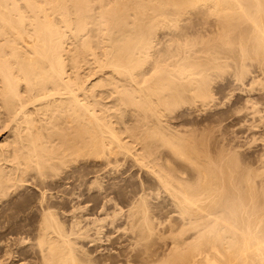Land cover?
Masks as SVG:
<instances>
[{"label": "bare ground", "instance_id": "6f19581e", "mask_svg": "<svg viewBox=\"0 0 264 264\" xmlns=\"http://www.w3.org/2000/svg\"><path fill=\"white\" fill-rule=\"evenodd\" d=\"M159 35H162V40L166 37L168 38L167 40L161 41ZM173 41L176 42L177 45V48L173 47V51L174 49H183L186 51L185 49L188 50L190 49L189 47H195L196 45L202 46L203 50L206 52L210 51L209 54L211 51L214 50V52H216L218 48L223 47L225 49L239 47L241 50H245L244 52L248 49L254 52V55H257L261 62L263 61L264 63V0H0V114L5 116L6 121L16 125L15 128L18 127L20 129V126L24 124L22 129H16L18 130V134L15 135L17 138L14 136V139L16 138L17 140H13V143L11 142V147H13L11 156L14 161L10 168L12 174H7L5 172L3 174V170L0 168V217L2 219L0 221H3V225L0 223V246H2L4 242L7 243V239H9L11 244H5V246H7V248L8 246L10 247L14 244L12 236L22 233L28 234L30 232L32 236L28 235L33 238L32 242L34 241L33 244L31 243L30 247H27L29 248L28 250L33 253V255L30 254L33 256L32 260H28V258L25 259L24 257L20 258L18 261L13 260V256L16 254L25 255L27 249H23V247L19 249V245H17L18 249L15 251H19L17 253L15 252L16 254L14 251L12 252L13 248H11V250L8 248L5 249L3 253L1 252L0 264H14L20 261H25L24 264L94 263L92 260L90 263L88 261L89 257L87 258L86 255L85 257L88 260L82 256L83 254H79L73 246L74 244L71 243L72 239L70 240V238H68L70 236H66L67 234L72 235L71 231H69L67 227H61V225L65 223L62 221L63 217L61 219L63 224L61 221L59 222L58 218L64 214L61 213L59 217L57 216L58 210H60L61 207L58 205L60 209L56 208L57 202L54 203L56 200H53V197H55L52 194L53 190H51L50 187V190L45 188V185L48 184L49 186L47 178L49 177L48 174L54 171L52 168L58 169L59 167L57 166H59V163L63 162L66 158H72L69 161H75L79 156V159H81V156H84V154H90V157L91 154H94L96 157L108 160L112 155L116 158L117 154H126L128 152L129 148L127 149V146L122 143L123 139L119 136L122 132L121 129H119L121 132L118 133L119 131H116V126L111 122L114 120L115 124V122L118 121L116 118L118 115L115 117L117 120L113 119L114 115L113 117L111 116V121L109 120L111 118L108 119L103 115V113L106 112L104 111L105 107H108L107 104H103L100 100L104 99L102 96L104 93L107 94H105V98L116 95V97L113 96L116 98L114 99L116 100L115 103L117 102L115 106L123 107V111L131 107L132 110H136L137 115H140V113L144 111L147 112V114H149L148 117L147 115L146 117L143 115L145 120L149 118V116L150 118H155V123L158 125L155 126V124H153L154 122L151 124L156 128H154V126H152L153 128L149 127L148 125L150 123L148 121H146L148 125L142 123V118L140 120V117L135 122L136 127L142 129L144 140L147 138L153 139L152 142L145 145L146 152L149 155L153 154L152 152L155 151L154 147L152 148L154 150L152 152L150 151L151 145L166 150L165 158L164 153H162L163 155L160 154V157L163 156L161 159L164 158L163 161L165 162H161L163 165L158 167L157 165L159 163H157L156 167L158 173L156 170L153 172L154 174H158H156V176L158 181L161 182L165 188L163 190H166L167 193L170 194L171 197L169 198L173 199L179 211V217H176L178 220L174 217L176 221L175 224L167 222L168 226L170 224L169 231L166 230L167 232L165 231L166 234L164 232V236L169 232V239H167L169 242L167 245L165 244L166 242H164V244L160 242L162 245L167 246H165V250L163 248L164 246L161 248V246H159L161 244H157L160 249L164 250L162 255H159L160 251L158 252V250L154 249L158 252L157 254V252L152 249L154 245L151 243L150 245H153L150 246L152 250L149 246L145 248L144 252L140 250L144 254L143 257L139 255L140 258L137 259L136 256L138 255L136 254L140 251H138L139 249H135L138 251L137 253H135V250V252L133 251L135 254V256H133L137 259H135L137 262H131L128 259L122 261L121 258V263L119 259H117L118 264H264V174L257 172V169L255 170V172H257L256 174L239 173L237 169L243 164L239 162L240 166L238 165L239 160L237 157V164H234L236 161L233 163V167L235 168H232L231 164L228 171H224L225 169L223 167L225 164H222L223 159L219 157L217 161V157L214 156L213 158L211 156L210 150H207V148H200L201 146L199 147V145H201V143H198L199 145L195 143L197 140L194 142V140L192 141L185 136H177V132L178 134L182 132L180 133L176 131V129L174 133L168 132L167 129L164 130L162 128L163 131L160 129L162 127H160L161 118L159 117V113L155 111L159 108L157 105L160 106L166 104L169 100L171 101L172 99L182 97L185 92L194 94L196 97L202 99V101H207L212 97L208 89L197 86L198 83L200 85L203 73L202 69L205 70L206 68L200 69L199 67H203L205 63L202 62L203 65L193 63V54H191L192 52L190 53L189 50L185 53L183 51L181 54L177 51L173 53L172 49L169 48L171 45L174 46ZM68 42L69 44H67ZM164 45L166 46L165 49L159 48ZM197 49L198 47L196 51H198ZM219 52L222 51L220 50ZM196 54L197 57L203 55H201L200 52L199 55L198 52H194L195 56L193 55V58L196 57ZM213 54L215 56V53H212V55ZM202 58L201 61L203 60ZM210 60L212 59L210 58ZM217 61L214 62L216 65ZM206 63L208 62L206 61ZM83 65H87L90 69H88V71L87 69L82 70L84 69ZM216 65H214V67ZM209 66H211V64ZM209 69L211 70L212 68ZM81 70L87 71V73L83 74ZM95 75L97 77L101 75V77L99 76L100 79L98 82L93 83L90 78L95 77ZM208 75L207 73L206 77ZM203 76H205V74ZM89 80H91L92 83H87ZM104 86H109L110 90H107V92L101 91L102 94L100 92L96 93V91H99V88L102 89ZM152 96H155L153 97L155 98L154 102ZM104 100L106 101V99ZM178 101L180 102V100ZM197 101L199 100H196V102ZM112 102L111 105L114 106V102ZM169 102L167 103L168 106H170ZM175 103L177 102L174 101V105ZM100 105L104 109H102V107V110L100 108L98 109ZM168 106L162 107L165 109L168 108ZM110 109L107 110L109 116L112 114L109 112ZM113 109L114 107L112 110ZM132 110H130V112ZM174 110L175 109H173V111ZM38 111H41L44 115H47L48 112L54 115L57 113V119L61 120V126L58 122L60 127L58 124H55L58 120L54 124L59 127L61 131H66L65 135L59 138L63 133L59 130L61 135L52 133L57 136L56 139L59 138L61 143L65 145V147L63 145L64 148L59 152L60 157L57 156L58 151H55L60 146L57 148H55V146L53 150V141L50 140L54 135L49 132L52 136L47 137L45 135V137L35 128L36 123L33 121L36 120H32L33 118L31 115L33 113L35 114V112L38 113ZM120 112L122 111L119 107V113ZM127 112H129V109ZM41 113L39 114L41 115ZM125 113L123 114L125 115ZM131 114L133 116V113ZM48 115L53 118L51 114ZM124 115H122V118ZM161 115L160 113V116ZM55 118L56 117L53 119ZM135 118H133V120ZM53 119H51V121ZM129 119L128 121H130V124H133L131 123L132 117ZM122 120L124 121V119ZM43 121L45 120L43 119ZM122 123L125 124V122ZM163 123L164 121L162 124ZM48 124H46V127L44 124L42 128L49 129V126H47ZM54 124L51 126L54 127ZM165 125L167 124L165 123ZM56 126L53 129L52 127L50 128L54 130ZM5 127H7L6 124ZM37 127L39 128V126ZM119 127H121L120 124ZM130 127H132V125ZM42 128H39V130ZM170 129L171 128H169V131ZM171 130H173V128ZM128 131L130 132L131 130H126V134ZM59 132L56 133L60 134ZM124 132L123 134L125 135ZM46 134L48 135V132ZM129 134H131V132ZM182 135H184V133H182ZM185 135L189 137L188 134L185 133ZM191 135L194 136L193 134ZM54 138L55 137H53L52 140H54ZM195 138L197 139V137ZM205 144L206 143H204V147H206L208 143ZM8 149V146L6 148H0V155L7 153L9 151ZM233 149L234 147H232V150ZM220 151L223 152L221 149ZM225 153H227V151ZM227 154H229V151ZM130 155H132V153ZM139 155L143 156L145 154ZM142 156L139 158L142 159ZM160 157L158 158L159 160ZM227 157H229V155ZM8 158H10V156ZM143 158H145V156ZM229 160L231 161V159ZM65 161L68 162L67 160ZM76 162L77 161H75V163ZM65 163L63 165H67ZM262 165L261 168L264 170V166ZM0 166L3 165L1 164ZM48 169H52V171L49 170V172H47ZM76 176L75 178L72 176V179H76ZM52 177H49L48 180H55V178H58L56 173L54 174V178ZM60 179H62V177L57 180ZM153 181L155 182V180ZM50 182V184L53 183V181ZM159 182L156 184H159ZM29 187L31 188L30 190H33V193L34 191L38 192L36 196L39 194V196H37L39 197L37 198L39 204H37V200H33L37 201L35 202L37 206L34 204L33 206L36 207H30L31 209L28 208L29 210L27 209L28 211L26 214L24 213V216L22 214L20 215V218L21 216L24 217H22L23 222L26 223L24 225H27V227L23 226V224L21 226H16V224H21L19 222L20 218L12 214V206H10L12 207L11 210L7 206H9V204L12 205L18 195H22L26 192L24 195L26 196V194L29 193V191L27 192V188L29 189ZM159 187L161 188V186ZM17 190L21 191L18 192ZM66 196L69 197L71 195ZM62 197L59 198L62 199ZM143 197L145 198V195ZM171 199L169 201H171ZM64 201L68 200L65 199ZM132 201L133 200H131V202ZM145 202H143V207H145ZM31 203L33 202L31 201ZM175 204H173V207ZM13 206L15 208L16 205L13 204ZM140 206L142 207V204ZM18 207L20 206H16L17 209ZM16 208L14 210H16ZM133 208H135V206ZM139 210V212L143 211V209L141 210L140 208ZM171 212H176L174 214H177V211L172 210ZM129 213L131 212L129 211ZM147 214L149 213H146V215ZM171 214L170 216L173 215ZM142 216L143 215H140L139 218ZM16 218H19V223H15L17 220ZM169 218L168 220H170ZM172 219L171 221L175 222ZM101 220H103V218ZM150 220L152 221V219ZM77 222L78 221H76V223ZM129 222H127L128 225L130 224ZM142 224L143 226L140 225V228L138 227V233H135L138 236L143 232L150 233V229H152L150 228L151 226L149 227L148 225L146 216ZM149 224H151V222ZM133 225L130 228L131 230L134 227ZM66 228L70 233L66 231L67 234H65L64 229L67 230ZM153 229L156 231L155 227ZM78 231L80 230L76 232ZM135 234L133 236H135ZM159 234L155 233L154 235L158 236ZM20 237H18V239ZM23 238L22 243L25 241H23ZM130 239H132V237ZM73 240L72 242L75 241ZM135 240L133 239V242ZM99 241L103 243V240L100 239ZM141 241L144 242L143 240ZM159 241H163V239ZM142 242L141 245H143ZM146 243H149L148 240ZM146 243L144 245L147 247ZM1 248L0 250H3ZM81 251H83V249ZM81 253L86 254L84 251ZM123 256L126 257L127 255ZM105 260L108 261V263L111 261L107 260V258ZM103 262L105 263V261L101 263ZM111 263L116 264L114 262Z\"/></svg>", "mask_w": 264, "mask_h": 264}, {"label": "rangeland", "instance_id": "374dc122", "mask_svg": "<svg viewBox=\"0 0 264 264\" xmlns=\"http://www.w3.org/2000/svg\"><path fill=\"white\" fill-rule=\"evenodd\" d=\"M159 37H161V38H159L161 41L167 40V38H168V37H166V38L163 37L164 39L162 40V35H159ZM173 43H174V46L171 45L169 47L170 49H172V51H173V47L177 48L176 42L173 41ZM67 44H69V42ZM165 47L166 46L164 45L163 47H159V48L165 49ZM195 47L196 48L198 47V49H197L198 51H196ZM195 47H189L190 49L192 48L194 50L193 51L191 49L192 50L191 51L190 49H188L189 52L190 53L192 52L191 54H193V55H194V52L195 53L198 52V55H199V52H200L201 55L203 54L202 55L203 58H202V56L201 57L200 56L197 57V54H196L197 59H196V57H194L195 58L194 59L193 55H192V59H193L192 62L193 63H199V64H202V62L205 63V65L202 64L203 67H199L200 69L206 67L205 70L202 69L203 70L202 78H201L202 82L200 81V85L198 83L197 86H201V87H204V88L208 89L212 97H210L208 99L209 101L207 100L208 101L207 102L206 100L202 101V99H200L199 97H196L192 93L185 92L184 93L185 95L183 94L182 97L172 99L171 101L169 100L171 102L170 103L168 101L170 106L167 105L168 102H166V104L160 105L161 107L159 105H157V107H159V108H157L155 111L159 113V117L161 118L160 127L162 126L161 128L160 127H158V128H160V129L163 128L164 130L167 129L168 132H173V133H174V130L176 129V131H179L180 133L181 132L184 133V135H182V133L178 134V132H177V136H185L186 138H188V139H190L192 141L194 140V142L197 140L195 143L196 144H198V143L200 144L201 143V145L198 144L199 147L201 146L200 148H203V149L207 148V150L211 151V156L213 158H214V156L217 157L216 160L218 161L219 157H220V159H223L222 160V164L223 165L224 164L225 165L228 164L226 166L224 165V167H223L225 169L224 171H226V170L228 171V168L231 167V164H232V168H235L233 166H234V164H237V161L239 160L238 161V165H239V162H240V164H243L241 166L239 165L241 167V169H240V167L237 169V171L239 173L242 172V173L256 174L257 172H261V174H264V170H262V168H261V165L264 164V157H262V156H264V154H263L264 153V74H263L264 73V63H263V61L261 62L259 57H257V55H254L255 53L252 52L251 50L246 49V52H244L245 50L243 51L239 47L238 48L237 47H235V48H226V49L224 47L223 48H218L217 51L215 50L216 52H214V50H213V51H211L210 54H209L210 51L209 52L204 51L203 47L200 46V45L199 46L196 45ZM180 50H181V52H180ZM185 50L188 51L187 49H185ZM220 50L222 52H219ZM247 50H248V52H247ZM169 51H171V50H169ZM175 51H177V52H179V54H181L184 50L183 49H174L173 53H176ZM186 51H184V53ZM203 51H204V53H207V54H204ZM239 52H240V56H239ZM249 52L250 53L252 52L251 53L252 56L250 55ZM212 53H215V56H214V54L212 55ZM244 53H246V54H244ZM168 54H171V53H168ZM217 55H218V57H217ZM245 56H247V57H245ZM201 58L203 59L202 61H201ZM210 58L212 60H210ZM215 58H216V60H215ZM235 58H236V60H235ZM224 59H227V60H224ZM233 59L235 60L236 63L234 62ZM195 60L196 61L200 60V61L196 62ZM217 60L219 62H221V63H219ZM206 61L208 63H206ZM215 61H217L216 62L217 65L214 63ZM209 63L211 64V66H209L210 65ZM261 63H263V64H261ZM212 64H213V66H212ZM206 65H208V66H206ZM214 65H216V66L214 67ZM85 66H86V68H85ZM83 67H84V69H82V70L87 69V71H88V69H90L87 65H83ZM209 68H212V69L210 70ZM208 69L211 72H209ZM216 69H217V71H216ZM82 70H81V72L83 74L87 73V71H82ZM205 72H207L209 74L208 75L209 77L208 76L206 77L207 73H205ZM204 74H205V76H203ZM96 75H98V74H96ZM96 75H95V77H92L93 79L89 77L92 80L93 83L94 82H98L99 79H100L99 76L101 77V75H99L98 77ZM252 76H253V78H252ZM91 80H89L87 83L91 82ZM105 88H106V90H105ZM98 90L99 91H96V93L100 92L102 94L101 91L107 92V90H110V87L109 86H106V87L104 86V88L102 87V89L99 88ZM105 94L106 93H104L102 96H103L104 99H106V101L104 99H100V100H101V102L103 104H107L108 107H105V105H104V107H105V109H104L102 107L103 106V104H102V106L100 105L98 107V109L99 108L101 109V107H102V109H104V111H106L105 112L106 114L103 113V115L106 116L108 119L111 118V116L113 117V115H114L113 119H115V120L118 119V121H116L115 124H114V120H112V118L109 119V120L110 121L112 120L111 122H113V125L116 126L115 127L116 131L117 130L119 131V129H121L122 132L121 131L118 132V133L121 132L119 136H121L120 138L123 139L122 143L127 146V149L129 148L127 153L128 154L132 153V155L129 154V156H128L127 153L126 154H123V153L117 154L116 155L117 159L112 155L109 158L110 160H112V161H110L109 159L107 160L105 158L96 157L94 154L93 155L91 154V157L89 156L90 154H84V156L82 155L83 157L81 156V159H79L80 158V156H79L77 158V160H75V161H77L76 163H75V161H69L72 158H66V159H64L63 162L59 163V166H57V167H59L58 169L57 168H55V169L52 168L54 171H52V169H48L47 170V172H49V170L52 171V172L50 171L51 173H49L51 175L48 174V176L50 178L52 176H53L52 178H54V174L55 173H56L58 178H55V180L54 179L53 180L52 179L48 180V178H49L48 177L47 178V183H49V186H48V184L47 185L44 184V185L46 186L45 188L49 189V187H50V189L53 190L52 191L53 193L52 192L51 193L53 194V196H55V197H53L54 198L53 200H56L54 203L57 202L56 208L60 209V207H61V209H60L61 211L58 210V215H57L59 217L61 215V213L64 214L63 216L61 215L58 218L59 222H60L62 217H63L62 221L65 224H63L62 221H61V223L63 224V225H61V227H63V228L67 227L69 229V231H71V234H72V235L67 234V233H70V232L66 228L67 230L64 229L65 234H67L66 236L68 237V235H69L70 237H68V238H70V240L71 239L75 240V241L73 240L75 243L72 242V240H71V243L74 244L73 246L79 252V254H81V255L83 254L82 256L85 259H87L89 257V260L88 259L87 260L90 263L92 261H94V263L92 262L91 264H105V263L106 264H113L111 262H114V263L118 264L117 259H119V262H120L121 258H122V261H125V260L128 259L131 262L132 261L137 262L136 260L138 258H140V256L143 257L144 254L142 252H144L145 248H148V246L150 248V246L154 245V248H152V247L151 248L153 250L154 249L158 250V252L160 251L161 253L159 252V255H162L164 253V250L167 247L166 245L169 242V240L167 241V239H169V235H168L169 232L167 233L166 236H164V235L166 234L167 231H169L168 229H169L170 224H172V223L175 224L176 223L175 219L178 220V218H176V217H179V213H178L179 211H178V207L174 203L173 199L169 198V197H171L170 194L167 193L166 190H163L165 188L163 187L161 182L158 181V178L156 176V174L158 173L157 167L163 165L161 162H163V163L165 162L163 160H164V158L166 156V150H164V148H156L155 146L151 145L150 151L152 152L155 149V151H153L152 153L155 154V155L157 154V155L156 156L153 155V154H151L152 156L149 155L146 152L145 145L147 143L152 142L153 139L152 138H147L146 140H144V133H142V129L140 127H136V123L135 122H136V120L139 117H140L139 118L140 120L142 118V121H141L142 123L148 125V122H149L150 123L148 125L149 127L154 126L153 124H155V126L158 125L157 123H155L156 122L155 118L154 117L150 118V116H149V118H146V120H145V118H143V115H144V117H146V115L148 117L149 114H147V112H145V111L142 112V113L138 112V113H140V115L139 114L137 115L136 110L133 109L134 110L133 111L131 107L124 109V111L126 112L125 113L123 111V107L117 106V105L115 106V104H117V102L115 103L116 100H114V99H116V98H114L113 96L116 97V95H113V96H111L109 98H105L106 95H107V94L106 95ZM153 97H155V96H152V100L154 102L155 98H153ZM194 97H195V99H194ZM111 98H112V101L114 100L113 101L114 102V104H113L114 106L111 105V102H112ZM178 100H180L181 103ZM196 100H199V101L196 102ZM174 101L177 102V103H175V105H174ZM153 104H155V103H153ZM176 104H177V106H176ZM181 104H183V105H181ZM162 106L163 107L164 106H166V107L168 106V108L164 109ZM113 107H114V109L112 110ZM119 107H120V110L122 111V112H120L121 115L119 113ZM109 109H110L109 112L112 113L110 116H109V113L107 111ZM128 109H129V112H127ZM173 109H175V110L173 111ZM130 110H132L133 112L132 111L130 112ZM161 110H162V112H161ZM104 111H102V112H104ZM135 112H136V114L134 115ZM39 113H41V111L40 112L38 111V113L35 112V114L33 113L32 115H34L35 117L31 115V117L33 118L32 120H34V119L36 120V121H33V122L36 123L35 128H36V130L38 129L37 131H40L44 136L46 135L47 137L48 136H52L54 134L61 135V132H63L64 134L62 133V135L59 136V138H62L65 135L66 131H61L60 128H59L61 126V120L57 119V117H58L56 115L57 113H55L56 116L54 114L50 113V112H48L47 115L46 114L44 115L42 113L40 115ZM123 113H125V115ZM131 113H133V116H132ZM160 113L162 114L161 116H160ZM163 113H164V116H163ZM48 114H51V116L53 118L54 117H56V118L53 119ZM122 115H124L123 118H122ZM45 116H47V117H45ZM131 117H132L131 123H133V124H130V121H128V119L131 118ZM39 118L40 119L43 118L45 121H43V119L40 120ZM120 118L124 119V121L122 119H120ZM133 118H135V119L133 120ZM51 119H53L55 121H53V120L51 121ZM149 119H152V120H149ZM37 120H38V122H37ZM119 120H120V122H119ZM56 121H57V123H55ZM146 121H148V122H146ZM163 121H164L163 124L165 125V123H166L167 125L164 126L162 124ZM39 122H41V123H39ZM43 122H45V123H43ZM51 122H53V123H51ZM58 122H59L60 126H59ZM118 122H119L121 127H119ZM122 122H125V124H123ZM38 123H39V125H38ZM48 123H50V124H48ZM54 123L56 125L58 124L59 127H57ZM151 123H153V124H151ZM5 124H6L7 127H5ZM44 124H45V127H46V124H48L47 126H49L48 127L49 129H47V128L44 129V127L42 128V126ZM53 124H54V127L56 126V128H57V129L55 128L56 131H55V129L52 130L54 127L51 126V125H53ZM129 124H130V126L132 125L133 128L130 127ZM12 125H13V123H9L8 121H6L5 116L3 114H0V148H6L7 146L9 147V149H8L9 153L7 152V153H4L3 155H0V158H1L0 159L1 160L0 161V165L1 164L3 165V166H0V168L3 170V174H4V172L7 173V174H12V172H11L12 170H10V168L13 165L14 161L12 160V156H11L12 155V151H13L12 150L13 147H11V146H12L13 140H17L16 139L17 137L15 135L18 134V130H16V129H19L18 127L15 128L16 125H13L14 127ZM125 125L126 126L128 125V126L126 127ZM10 126L12 127V129H11ZM23 126H24V124H22V126H20V129H22ZM37 126H39V128H42V129L39 130V128ZM122 126H125V127H122ZM155 126H154V128H156ZM9 127H10V131H9ZM50 127H52V129ZM169 128H171V129L173 128V130L170 129V131H169ZM135 129H136V131H135ZM163 129H162V131H163ZM48 130H50V131H48ZM58 130L61 131V132H59ZM126 130H131L130 131L131 134H129L130 133L129 131L126 134ZM12 131H14V132H12ZM176 131H175V135H176ZM47 132H48V135L46 134ZM49 132L51 134L52 133H54V134L51 135ZM56 132H59L60 134H58ZM123 132L127 136H125L123 134ZM185 133L188 134L189 137L187 135H185ZM10 134L12 135L13 138L11 137ZM132 134H134V135H132ZM191 134H193L195 137H197V139L194 136H192ZM14 136L16 137L15 139H14ZM134 136H136V137H134ZM53 137H55L54 140H56V141L52 140ZM56 137L57 136L54 135V136H52L50 138V140L53 141L52 142L53 150L60 146L59 148H57L55 150V151H58L57 152V156L60 157L59 152L65 147V145L63 143H61L59 138H57L58 139L57 140ZM124 137H126V138L128 137V138L126 139ZM132 140H134V141H132ZM6 141H7V143H6ZM44 141H45V138H44ZM58 141H60V142H58ZM9 142H10V144H9ZM125 142L126 143L128 142V143L126 144ZM129 142H131V143H129ZM204 143H206V144L208 143L207 144L208 146L205 144L206 147H204ZM56 144H58V145H56ZM63 145H64V147H63ZM153 147H154V149H152ZM232 147H234L233 150H232ZM157 149H160V150H157ZM220 149L223 150V152L220 151ZM134 151H137V152H134ZM224 151L225 152L227 151V153L229 151V154L225 153ZM140 152H142V153H140ZM138 153L139 154H145V155L142 156V155H139ZM162 153L165 154L163 159H161L163 157ZM160 154H162L161 155L162 157H160ZM231 154H232V156H231ZM228 155H229L230 158L227 157ZM9 156H10V158H8ZM141 156H142V159L139 158ZM144 156H145V158L147 157L146 158L147 162H152V163H147L145 161V158H143ZM158 156L160 157V160L158 159L159 158ZM236 157L238 158V160H236ZM96 158H97V160H96ZM83 159L84 160L87 159V160L84 161ZM137 159H138V161H137ZM229 159H231V161ZM65 160H67L70 163L66 162ZM154 160L155 161L159 160V161L155 162ZM235 161H236V163H234ZM64 163L67 164V165H63ZM143 163H144V165H143ZM157 163H159V164L157 165ZM147 164H148V166H147ZM153 164H154V166H153ZM68 165H70V166H68ZM151 165H152V167H151ZM156 165H157V167H156ZM246 165H248V166H246ZM262 166H264V165H262ZM4 167H6V168H4ZM146 167L149 168V169H147ZM248 168H251V169H248ZM150 169L152 170V172H151ZM58 170H60V171H58ZM155 170L157 172L156 174H154ZM229 170H232V169H229ZM255 170L257 172H255ZM53 172H54V174H53ZM77 172H78V174H77ZM72 176L74 178L76 176L78 179L77 178L76 179H72ZM61 177H62V179L57 180V179H59ZM67 177H68V180H67ZM69 177H70V179H69ZM152 179L155 180V182ZM50 181H53V183L50 184L51 183ZM70 181H76V182H70ZM158 182H159L160 185L156 184ZM23 185H24V183H23ZM25 185H26V183H25ZM159 186H161V188ZM30 189H31L30 187H29V189L27 188V192L29 191L30 194L28 193V194H26V196H24L26 192L24 194H22L26 198H24L20 194L21 196L18 195V197L15 198L16 202H15V200L13 201L14 202L13 204H15L16 206H20V207H18L19 211L16 208V206H15V208H16L17 211L14 210L15 208H14L12 203H11L12 205L9 204V206H7L10 210L13 207V210L16 211V212H14L13 210H11L12 214L13 215L15 214L14 216H17V217L19 216V218H20L21 214L23 216L26 214V212L29 210L28 208H30V207L32 208V207H36L37 206L35 204V202L38 201L37 204H39V200L37 199V198H39V197H37V196H39V194L36 196V194L38 192L34 191V193H33V190H30ZM17 191L19 192L21 190H17ZM31 193L34 194V197H33V194H31ZM54 193H55V195H54ZM60 193H61V196H60ZM166 193H167L168 196L166 195ZM63 194H64V196H63ZM142 194L145 195V198L143 197L144 195H142ZM29 195H30V200H29ZM66 195H71V196L67 197ZM138 195L139 196L141 195V196L139 197ZM161 195H163V196H161ZM19 197H21V198H19ZM59 197H62V199L59 198ZM138 197H139V200H138ZM146 197H147V199H146ZM141 198L143 199V201H142ZM65 199L68 200V201H64ZM144 199H145L146 202L144 201ZM170 199L173 202L169 201ZM33 200H37V201H33ZM131 200H133V201L131 202ZM136 200H137V202H136ZM31 201L33 203H31ZM63 202L65 203V205H64ZM143 202H145V207H143L144 206ZM27 204H29V205H27ZM34 204L36 206H33ZM141 204H142V207L140 206ZM173 204H175L176 207L175 206L173 207ZM58 205L60 207H58ZM114 205H117V206H114ZM133 205L135 206V208H133L134 207ZM137 205H139V206H137ZM10 206H12V207H10ZM146 207H148V208H146ZM8 208H6V209H8ZM139 208L141 210L143 209V211L139 212L140 211ZM129 209H131V210H129ZM135 209H137V210H135ZM147 209H148V211H147ZM22 210H23V213H22ZM56 210H55V212H56ZM133 210H135V211H133ZM172 210L173 211H177L178 216H177V214H174L176 212H174V213L171 212ZM129 211L131 213H129ZM94 212H96V213H94ZM17 213H19V214H17ZM116 213H118V214H116ZM128 213H129V216H128ZM139 213H142V214H139ZM146 213H149V214H147L149 216H147ZM170 214L173 217L170 216ZM117 215H119V216H117ZM140 215H143L144 217L146 216V220L148 222V225H149V227L151 226L150 228H152V229H150V233L151 234L149 232H143L142 234H140L142 239H141L140 236L135 234V233H138L137 232L138 227L140 228V225L143 226L142 223H143L144 217L142 216L141 218H139ZM23 216H21L20 221H19V218H16L17 220H16L15 223H19V222L21 223V224H16V226L17 225L21 226L23 224V226L27 227V225H24L26 223L23 222V218H24ZM135 216L141 220V223H140V220L137 219ZM112 217H113V219H112ZM169 217H171V218H169ZM174 217H175V219H174ZM102 218H103V220H101ZM133 218H134V220H133ZM168 218L170 220H168ZM129 219L132 220V221H130ZM150 219H152V221ZM166 219H167V221H166ZM171 219L173 221H175V222H172ZM0 220H2L1 217H0ZM76 221H78V222L80 221L79 224H78V222L76 223ZM2 222L3 221H0V223L3 225ZM127 222H129L130 224L128 225ZM150 222H151L152 225L149 224ZM167 222L170 223L169 226H168ZM70 224H72V225H70ZM132 225L135 227V228L133 227L134 230L130 229L132 227ZM153 226L155 227L156 231H154V229H153L154 227ZM165 226H167V227H165ZM123 227H124V229H123ZM162 227H165V228H162ZM77 230H80V231L76 232ZM135 230H136V232H135ZM66 231H67V233H66ZM116 231H117V233H116ZM153 231H154V233H153ZM164 232H165V234H164ZM132 233H133V235L135 234V236H133ZM144 233H145V235H144ZM148 233H149V235H148ZM155 233L156 234L160 233L159 234L160 236L159 235L158 236L154 235ZM25 234L26 233H24V234L22 233V234H18V235L12 236L13 239H14L13 240L14 244H12L10 247L8 246V248L10 250H11V248L14 249V250L12 249V252L14 251V253H15L16 252L15 250H17L18 248L22 249V247H23V249H26L27 247L31 246V243L33 244L34 241L32 242L33 238H31V236H32L31 233L30 232L28 233L31 236H29L28 234H26V236H25ZM146 234H147V236H146ZM104 236H106V237H104ZM18 237H20L19 239H21V240H19ZM27 237H29V238H27ZM131 237H132V239H130ZM151 237H153V238H151ZM15 238H16V242H15ZM22 238H23V241L25 240L26 242L24 241L22 243ZM30 238H31V240H30ZM26 239H28V240H26ZM100 239L103 240V243H102V241L101 242L99 241ZM133 239L134 240L136 239L134 241L136 243L133 242ZM154 239H155V242L156 241H158V242L155 243ZM162 239H163V241H159V240H162ZM7 240H8L7 243L4 242L3 245L0 246V248L2 247L1 249H3V250H0V254H2L5 249H8L7 246H5V244H7V245L11 244L10 243L11 241L9 239H7ZM141 240H143L145 243L148 240L149 243H146L147 247L144 245L145 243L142 242ZM17 241L18 242L21 241V242L18 243ZM141 242L143 243L144 246L141 245ZM160 242H162L163 244H164V242H166L165 243L166 245H162V243H160ZM28 243H29V246H28ZM151 243L153 245H150ZM158 243H160L161 245H159ZM26 244H27V246H26ZM155 244L156 245L158 244L159 246H161V248H162V246H164L163 247L164 250L160 249V247L158 245L156 246ZM17 245H19L18 248H17ZM136 247H139V248H136ZM28 249L29 248L26 249L25 255L16 254L19 251L18 250L15 253L16 255L13 256V260L18 261V260H20V258H23V257L25 259L28 258V260H32L33 256H31L30 254L33 255V253L31 251H29ZM82 249H83V251L86 254L81 253V252H83V251H81ZM135 249H137V250L139 249L138 251L141 250L142 252L140 251L141 253L140 252L137 253L138 251L135 250ZM156 250H154V251H156ZM133 251L135 253H137L136 254V255H138V256H136L137 259L134 257L135 254H134ZM29 252H31V253H29ZM158 252H157V254H158ZM85 255H86L87 258L85 257ZM123 255H125V256L127 255V256L124 257ZM130 256L131 257L133 256L134 258L133 257L131 258ZM29 257H30V259H29ZM106 258L109 261L111 260L110 263H108V261L105 260ZM102 261H105V263L104 262L101 263ZM24 263H25V261H20L19 263L15 262L14 264H24Z\"/></svg>", "mask_w": 264, "mask_h": 264}]
</instances>
